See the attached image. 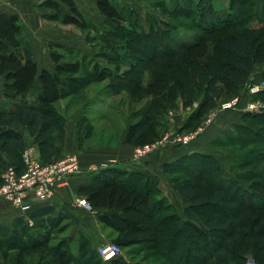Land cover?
Instances as JSON below:
<instances>
[{"label": "trees", "instance_id": "16d2710c", "mask_svg": "<svg viewBox=\"0 0 264 264\" xmlns=\"http://www.w3.org/2000/svg\"><path fill=\"white\" fill-rule=\"evenodd\" d=\"M95 1L101 14L114 23L110 25L115 30L112 34L119 36L117 38L124 41L122 46L133 52L129 57L132 58L130 68L124 73L104 67L98 59L93 68L87 70L86 57L83 62L72 60L57 65L56 74L41 70L34 59L21 17L0 14V76L5 78L4 95L12 102L8 110H2L0 105V139L3 142L0 147L10 143L8 146L14 154L11 165L19 171L24 168L23 153L28 146L20 131L26 127L39 142L43 162L49 163L63 156L59 153L64 143L66 120L54 106L91 82L107 80L112 93L127 92L133 103L150 99L137 115L141 116L140 121L130 124L126 135V143L137 147L159 138V117L178 94L185 106L193 105L196 97L200 93L203 95L183 127L187 131L194 130L207 114L237 95L250 81L256 65L264 63L263 26L259 29L242 27L214 39L212 52L205 55L204 62L201 56L195 60L180 56L182 51L199 46L200 39L196 43L180 42L168 36L170 28L162 25L150 24L148 29L143 28L140 32L131 29L132 32L122 37L123 31L118 30H123V22H130L123 7L113 0ZM61 2L69 7V12L55 0L41 4L54 11L49 19L76 24L83 30L88 27L74 0ZM239 2L237 11L231 7L225 16L211 12L215 21L211 25L217 22L221 26L234 25L238 18L240 21V8L245 5V0ZM254 10L252 6L249 12L257 14ZM157 47L160 55L170 53L181 59L190 81L187 82L182 73L173 74L174 70L172 72L169 66L155 65L156 71L149 70V81L146 85L143 83L144 67L150 66ZM60 58L58 53L53 54L56 63ZM106 58L110 62L116 60V57ZM210 60L215 77L210 72ZM141 62L145 64L141 65ZM196 62L201 64L200 72L193 67ZM32 91L35 102L26 99V94ZM255 97L264 101V90ZM40 120L44 124L40 125ZM243 122L236 126V134L227 133L212 143L214 148L238 147L236 152H229L237 156L230 172L215 155L203 153L187 155L164 166L165 174H173L174 188L186 205L183 215L163 195L154 179L143 172L107 166L77 190V195L88 201L97 214L98 223L104 230H109V237L122 251L131 250L135 256L146 253L140 261H128L125 258L127 252L123 251L121 257L105 262L83 231L74 239L78 244L75 252L73 237L66 234L71 224L69 217L48 205L35 209L29 215L31 222L19 217L12 225H0V263L156 264L161 257V264H247L249 259L264 264V112H243ZM93 127L90 121L84 127L77 126L79 150H85ZM85 129L87 132L83 137ZM250 144L255 145L247 146ZM247 147L249 151L244 150ZM196 177L207 179L211 185L193 183ZM2 183L1 178L0 186ZM54 240L57 243L50 245ZM42 248L46 249L38 255ZM149 260L152 262L147 263Z\"/></svg>", "mask_w": 264, "mask_h": 264}, {"label": "rangeland", "instance_id": "374dc122", "mask_svg": "<svg viewBox=\"0 0 264 264\" xmlns=\"http://www.w3.org/2000/svg\"><path fill=\"white\" fill-rule=\"evenodd\" d=\"M116 4L123 7L125 10L126 15L128 16V20L130 22H123L121 26H123L122 37H125L126 34L129 32H132L131 29H135L136 31L140 32L143 28L148 29L150 24L155 25H162L163 27L170 28L168 36L175 37L176 39H179L180 42L188 43V42H197L199 39L201 40V43L196 48L189 50V51H182L180 56L185 55V57H188L189 59L198 58L199 56L203 57L204 62L206 61V56L208 53L212 52V41L214 39H217L218 37L222 35H226L229 33H232L234 31L240 30L242 27H251L255 29H259L260 27H264V0H245V5L241 7V15H240V21L239 18L237 19V23L232 25H225L221 26V23H214L215 25H211V23L215 22L213 20V16H211V12H217V14L220 15H227L231 11V7L233 9H237L240 7V0H155V2H148L147 0L141 1L143 4L140 3L141 6H132L123 3V0H113ZM140 1V0H138ZM244 1V0H243ZM237 2V4H235ZM190 4V5H189ZM186 7H185V6ZM255 7V10H257V14H259L258 17H256V12H249L251 7ZM67 7V8H66ZM64 8L67 9L69 12V7L66 6ZM66 11V12H67ZM237 11V10H236ZM249 12V13H248ZM238 13V12H237ZM252 16H249V15ZM255 14V16H253ZM238 15V14H237ZM88 17L93 18V14L89 13ZM86 18L85 16L83 19L86 21L88 27L84 30L79 28L78 25L75 24L73 29L77 30L78 33V39L81 41L79 45L72 46L71 42L78 41L77 38L74 37V39L67 40L68 46L71 48L77 47L80 49V51H76L74 49H67L64 46H53L52 49H55L57 53H65L66 55H74V57H83L86 56V63L85 67L87 70H90L93 68L95 61L98 59L100 63L104 67H109L115 72L124 73L130 68V62L132 61V58H129L133 52L126 49L125 46H122V42L120 41V38H117L116 34L113 35L111 31L112 26H110L112 23L111 21L107 20L105 17L102 18L101 16H98L97 19H94L92 22V18ZM97 21V24L95 23ZM212 21V22H211ZM167 25H165V24ZM215 27V28H213ZM125 29V30H124ZM80 32V33H79ZM97 40L95 43L91 42L94 40ZM111 39V40H109ZM205 39V40H204ZM66 42V40H64ZM91 42V43H90ZM97 44V45H96ZM164 47V46H163ZM169 51V49H168ZM77 52V53H76ZM158 47L156 48V54L153 55L154 57L151 59L150 66L144 67V74L143 76V83L146 85L149 81L150 75L149 70L156 71L155 65L158 66H169L170 70L173 72V74H179L182 73L186 75V81H190L188 70L184 67L181 59H179L177 56L168 54H159ZM106 56L110 57H116V60L114 62H110L109 59L106 58ZM83 58V59H84ZM73 59V58H72ZM80 61V60H79ZM98 61V62H99ZM83 62V60H82ZM145 64L144 62H141V65ZM197 63V62H196ZM194 63L193 67L197 69L196 71H199L201 67L200 63ZM148 64V63H147ZM209 68L211 69L210 72L214 76L213 71V62L212 60L209 61ZM187 71V72H186ZM200 72V71H199ZM264 63L256 65L255 72L253 73L250 81L243 87V89L234 97L231 99L222 102L221 104H225L231 100L236 99L238 101V106L236 105L235 108L229 109V110H220L219 106L215 109L216 115L214 116V119L212 123L209 124L208 127L205 128V130L199 134L194 140L189 142L188 144L183 143H173L171 140L177 136H187L189 134L194 133L199 127H201L205 120L207 119L208 115L215 111H211L209 114H207L204 119L201 121L200 125L191 131L184 130V124L190 117V115L196 110L199 101L202 99L203 95L200 93L193 105L185 106L182 97L178 94L177 97L170 102H173L167 109H164V114L159 117V121L161 123V126H158L157 129L159 130V138H157L154 142L162 141L165 138H168V142H166L164 145L158 147L155 149L146 159L142 160V163H145L148 159H150L153 155L159 153V151L167 148H178L179 151H186V150H193V145L197 144L199 141L203 139V137L208 133V131L215 127V125L221 123L226 125V130L224 132H221L218 138H224L225 134L227 133H233L236 134L237 132V125L243 124V112H247V109L250 106V103L252 102H259L263 107L264 110V101L259 100L255 97V94H251V90L254 87L262 88L261 91L264 90ZM108 86L107 80L101 81V82H91L86 88L82 89L80 92H77L73 96H68L62 100H60L57 104H55L54 108L57 112L64 115L67 113L71 116L79 115V120L77 126L79 124L82 125V127L85 126V124L90 121L93 127L92 135L87 140L86 147L84 149H93L98 147H114L116 146L121 138H123L125 135L128 134V128L130 124H136L140 121L141 116H137L140 111L144 109V107L147 105L150 99H145L140 104L133 103L131 100L132 98L128 95L127 92H120L118 94L112 93ZM31 97V98H30ZM29 97V102H35V94L34 96ZM157 98V97H155ZM153 99V98H152ZM12 106V104H3L2 110L6 109L8 110ZM138 112L136 113V111ZM250 113H252L250 111ZM135 114L136 116H132ZM107 115H109L107 117ZM141 115V114H140ZM106 116V118H105ZM84 118H87L84 120ZM75 119L77 117L75 116ZM65 120L67 122V117L65 116ZM74 121V120H71ZM81 122V123H79ZM44 124L43 120H40L39 124ZM219 124V125H221ZM256 127L259 128V125ZM215 130L219 129L218 126L214 128ZM78 130V128H77ZM87 130L85 129L83 131V137L85 136ZM56 136V133L53 134V137ZM111 139V141H109ZM113 139V140H112ZM0 139V145L3 143ZM214 140V141H215ZM153 142V143H154ZM213 143V142H212ZM211 143V149L216 150L220 152V158H217L220 164L228 171L230 172L231 165L235 158L237 156L231 155L229 152H236L238 147H232L228 146L226 148H214ZM26 144H29L26 142ZM255 144L247 145L249 147H252ZM85 146V145H84ZM141 147L137 146L134 147V153L136 148ZM79 149V148H78ZM249 148H244L245 151H249ZM80 150V151H85ZM250 153V152H249ZM9 154V152L7 153ZM252 154V153H251ZM250 154V155H251ZM110 161L105 162L102 165L99 164H93L90 165L88 170L90 172H95L103 169L104 165H109ZM12 159L4 160L2 157H0V181H1V175L3 176L7 166L11 165ZM84 171V169H83ZM164 172V169H163ZM178 171H174L177 173ZM167 177L166 180L163 179H155L151 175H149L151 178L154 179V181L157 183L158 186L162 185L164 187L165 195L168 196L172 192V189L174 188V182L172 179L173 174H165ZM194 177V176H193ZM159 180V181H157ZM199 180V178H193V183H200L203 185H211L209 181ZM165 185H170V190H168ZM160 188V187H159ZM161 189V188H160ZM162 191V190H161ZM163 193V191H162ZM164 195V193H163ZM168 198V197H167ZM169 199V198H168ZM170 200V199H169ZM172 203H176L175 198L171 195ZM171 202V201H170ZM175 205V204H174ZM183 204L178 202V208L182 211L181 206ZM185 205V204H184ZM176 206V205H175ZM180 206V207H179ZM177 207V206H176ZM178 209V210H179ZM180 212V211H179ZM95 213V212H94ZM20 217H24L27 220H29L26 215H21ZM29 222H31L29 220ZM8 225V224H4ZM12 225V224H9ZM83 231V230H82ZM109 230H107L108 232ZM80 232V231H79ZM84 232V231H83ZM85 233V232H84ZM109 233V232H108ZM66 234L69 236L73 235V225L69 224L68 228L66 230ZM76 237L78 236V233L75 234ZM62 236V235H61ZM60 236V237H61ZM106 239L104 238V241L101 242L99 246H101L104 243L108 242H115L113 238H110L107 233H105ZM73 237V236H72ZM75 238H72V245L73 250L77 252L78 250V244L74 241ZM57 243V240H54L51 242L50 245ZM98 246V247H99ZM97 247V248H98ZM46 248L40 249L37 253L38 255L41 254ZM128 249H123L124 253L127 252L126 259L128 261L138 260L140 261L144 254L146 253H140L138 255H132V251ZM161 257H159L156 261V264H161ZM250 260V259H249ZM248 260V261H249ZM107 263H110L108 261H105ZM152 262L149 260L147 263ZM154 262V260H153ZM1 264V263H0Z\"/></svg>", "mask_w": 264, "mask_h": 264}, {"label": "crops", "instance_id": "0c3cea01", "mask_svg": "<svg viewBox=\"0 0 264 264\" xmlns=\"http://www.w3.org/2000/svg\"><path fill=\"white\" fill-rule=\"evenodd\" d=\"M46 0H0V14L9 13V14H17L21 17L23 21V25L25 28L26 37L29 39L34 59L37 61L39 68L41 70H48L52 74H56V67L59 64L69 63L72 60H80L82 62L84 56L82 57H74L73 55H66L65 53H58L60 55L59 63L53 59V54L57 53L55 49H52L53 46H64L67 49H74L76 51H80L79 48L70 46H75L81 44L78 39L77 30L73 29L75 24L69 23L65 24L61 21L51 20L49 19L50 15H54L53 10H49L45 7H41ZM61 3L63 9L66 7L65 4L61 2V0H55ZM78 9L84 14L87 18L88 14L92 13L93 18L97 19L98 16L104 18L101 12L98 9L97 3L95 0H74ZM141 1L145 0H123L122 2L132 6H141L143 4ZM148 2H155V0H147ZM67 8V7H66ZM67 11V9H65ZM68 12V11H67ZM91 19L90 17H88ZM91 19L92 22L94 19ZM97 24V21H95ZM76 27V26H75ZM75 31L77 33H75ZM77 38L78 41H75ZM74 39L71 42V45L68 46L67 40ZM72 39V40H73ZM66 40V42H64ZM97 40L91 41L96 42ZM90 42V43H91ZM97 45V44H96ZM77 53V52H76ZM86 57V56H85ZM73 58V59H72ZM37 84H40V80H37ZM4 87H5V78L0 76V105L12 104V102L7 99L4 95ZM31 94V95H29ZM34 91L26 94V99L29 101L30 96H34ZM31 98V97H30ZM32 102V101H31ZM11 107V106H10ZM68 113V112H67ZM65 116L67 117V122L65 125V136L64 143L61 147L60 153L61 156L68 155L71 153H77L79 156L80 164L84 171L73 177L70 180L68 186L61 187L56 196L51 200L45 203L36 202L35 199L31 202L37 206L38 208H43L45 206H54L57 208L59 212L64 213L69 217L70 223L73 225V238H76V233L79 231H84L92 240L93 244L98 247L101 242L106 239L105 233L108 234L107 230L98 223L97 214L89 211L84 207L76 206V200L79 197L77 195V190L89 183L99 171L90 172L88 168L90 165L99 164L102 165L105 162L110 161L108 166L123 168L127 171H136L143 172L148 175H151L155 179L159 178L161 180L165 179L163 169L166 164L176 162L187 155H192L195 153H203V154H213L217 158H220V152L211 149V143L218 138L221 132L226 130V125H215L218 126L219 129L215 130L211 128L208 133L203 137L201 141L197 144L193 145V150L179 151L178 148L167 147L159 153L153 155L150 159L142 163L141 161H137L134 159V147L128 145L126 143V135L121 138L119 143L114 147H98L93 149H86L85 151H80L77 147L78 145V118L79 115L71 116L70 114ZM75 116L77 119H75ZM74 120V121H71ZM19 131V130H17ZM20 132L23 133L25 137V141L28 142L36 155L41 157L40 145L37 139L30 134L27 127ZM10 142V141H9ZM10 143H7L5 146L0 147V155L4 160L14 158V154L12 152V148L8 146ZM9 152V154H7ZM58 154V155H59ZM111 172V171H110ZM109 172V173H110ZM2 177V175H1ZM159 181V180H157ZM164 181V180H163ZM163 191L164 195V187L162 185L159 186ZM165 187L170 190V185H165ZM172 193L168 196L171 200V195L175 198L176 203H174L178 208V202L182 203L181 206L182 211L179 209L180 213L183 215L184 209L186 205L177 190L172 189ZM180 207V206H179ZM21 214L14 209L8 202L1 200L0 201V225L2 224H12L17 218H19ZM109 236V235H108Z\"/></svg>", "mask_w": 264, "mask_h": 264}, {"label": "built area", "instance_id": "2783aa9c", "mask_svg": "<svg viewBox=\"0 0 264 264\" xmlns=\"http://www.w3.org/2000/svg\"><path fill=\"white\" fill-rule=\"evenodd\" d=\"M261 90L262 88L254 87L251 90V94H256ZM237 104L238 101L234 99L225 104H220L219 108L222 111L229 110L235 108ZM262 107L259 102H252L247 111L262 113L264 112ZM216 112V110L211 112L205 120V123L194 133L183 137L177 136L171 141L176 144H188L212 123ZM166 142H168V138L136 148L134 159L137 161L146 159L155 149L164 145ZM23 164L24 168L22 171H19L14 165L7 166L2 176L3 183L0 186V201L4 200L8 202L21 215H26L28 218L35 209H38L31 202L32 200L35 199L40 204L51 200L56 196L61 187L68 186L73 177L83 172L77 153L64 155L57 160L45 163L35 154L30 145L26 147L23 153ZM107 166L104 165L103 168ZM76 206L84 207L94 212L88 201L83 197L77 198ZM98 252L103 260L108 262L123 255L120 246L114 242L102 244L98 247ZM247 264L256 263L253 260H249Z\"/></svg>", "mask_w": 264, "mask_h": 264}, {"label": "water", "instance_id": "95a60500", "mask_svg": "<svg viewBox=\"0 0 264 264\" xmlns=\"http://www.w3.org/2000/svg\"><path fill=\"white\" fill-rule=\"evenodd\" d=\"M248 113L250 112V111H247Z\"/></svg>", "mask_w": 264, "mask_h": 264}]
</instances>
